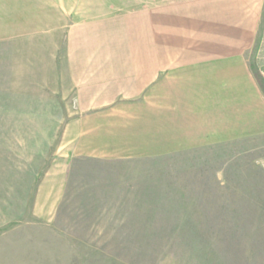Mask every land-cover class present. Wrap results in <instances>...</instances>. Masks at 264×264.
<instances>
[{"label":"rangeland","instance_id":"1","mask_svg":"<svg viewBox=\"0 0 264 264\" xmlns=\"http://www.w3.org/2000/svg\"><path fill=\"white\" fill-rule=\"evenodd\" d=\"M179 1L0 0V38L63 14L69 25L113 19L116 28ZM262 23L245 55L264 100V12ZM125 91L99 88L96 109L73 94L47 101L0 92V254L17 249L11 256L21 263L68 246L81 264H242L250 219L264 214V134L151 157L170 143L146 132L151 120L138 119L149 110L123 104L138 100Z\"/></svg>","mask_w":264,"mask_h":264},{"label":"crops","instance_id":"2","mask_svg":"<svg viewBox=\"0 0 264 264\" xmlns=\"http://www.w3.org/2000/svg\"><path fill=\"white\" fill-rule=\"evenodd\" d=\"M263 12L264 0H182L140 10L116 28L113 19L69 25L63 14L53 25L0 38V92L47 101L73 94L96 109L99 88L126 86L138 100L122 103L149 110L138 120L148 117L146 132L170 143L151 157L264 134V100L245 55ZM115 38L122 39L116 48ZM147 93L153 101H143ZM248 234L242 264H264V214L252 215ZM15 250L0 254V264H81L68 246L37 249L47 258L21 263Z\"/></svg>","mask_w":264,"mask_h":264}]
</instances>
